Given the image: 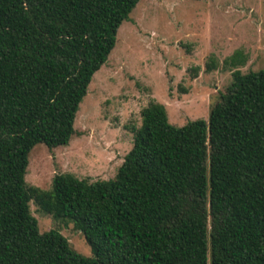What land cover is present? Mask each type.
Masks as SVG:
<instances>
[{
    "label": "trees",
    "instance_id": "trees-1",
    "mask_svg": "<svg viewBox=\"0 0 264 264\" xmlns=\"http://www.w3.org/2000/svg\"><path fill=\"white\" fill-rule=\"evenodd\" d=\"M139 1L0 0V264H264V69L233 70L207 120L176 127L150 102L110 180L25 181L35 145L76 134L92 76ZM244 62L237 51L223 65ZM30 202L72 222L91 257L40 233Z\"/></svg>",
    "mask_w": 264,
    "mask_h": 264
},
{
    "label": "rangeland",
    "instance_id": "rangeland-1",
    "mask_svg": "<svg viewBox=\"0 0 264 264\" xmlns=\"http://www.w3.org/2000/svg\"><path fill=\"white\" fill-rule=\"evenodd\" d=\"M237 51L244 64L223 65ZM209 58L215 70H206ZM236 69H264V0H140L92 76L75 116L76 134L66 146L35 145L26 183L48 190L61 173L90 182L112 179L132 147L131 128L140 126L144 107L163 104L176 127L207 120ZM29 208L40 233L56 230L78 254L91 257L72 222L43 214L33 202Z\"/></svg>",
    "mask_w": 264,
    "mask_h": 264
}]
</instances>
